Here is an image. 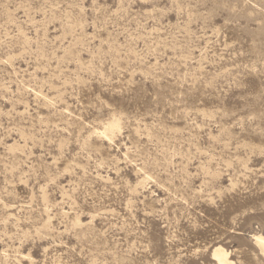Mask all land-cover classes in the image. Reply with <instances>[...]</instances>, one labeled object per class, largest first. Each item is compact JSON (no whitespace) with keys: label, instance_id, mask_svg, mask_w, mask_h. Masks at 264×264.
Masks as SVG:
<instances>
[{"label":"rangeland","instance_id":"1","mask_svg":"<svg viewBox=\"0 0 264 264\" xmlns=\"http://www.w3.org/2000/svg\"><path fill=\"white\" fill-rule=\"evenodd\" d=\"M258 233L264 0H0V264H264Z\"/></svg>","mask_w":264,"mask_h":264},{"label":"bare ground","instance_id":"2","mask_svg":"<svg viewBox=\"0 0 264 264\" xmlns=\"http://www.w3.org/2000/svg\"><path fill=\"white\" fill-rule=\"evenodd\" d=\"M117 127V124H110L106 126L102 132L98 133V135L108 139L109 134L113 133L114 129ZM252 240L260 248L261 253L264 254V233L252 235ZM211 260L216 264H233L229 259L228 252L221 246H216L212 249Z\"/></svg>","mask_w":264,"mask_h":264}]
</instances>
